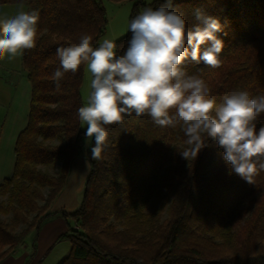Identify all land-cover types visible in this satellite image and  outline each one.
<instances>
[{"label": "trees", "instance_id": "trees-1", "mask_svg": "<svg viewBox=\"0 0 264 264\" xmlns=\"http://www.w3.org/2000/svg\"><path fill=\"white\" fill-rule=\"evenodd\" d=\"M18 1L29 12L38 10L39 20L36 46L23 52L32 86L28 123L16 141L13 173L0 184V261L59 215L74 219L76 227L60 236L71 250L58 264H264V171L253 184L231 173L212 138L187 160L181 155L187 138L179 125L162 128L148 115L135 114L106 126L107 146L92 160L95 141L83 150L86 132L78 117L86 64L66 73L59 88L52 77L60 67L58 47L73 46L85 34L99 47L109 22L103 0L0 4ZM165 2L137 0L130 22ZM173 7L189 28L198 23L196 9L224 25L217 34L224 43L221 66L186 63L187 73L203 79L217 102L239 91L264 94V0H173ZM130 36L128 29L115 41L117 55ZM262 126L264 114L256 121L257 133ZM77 156L90 162L81 204L72 213L52 211ZM174 187L166 220L163 207L146 213L154 196Z\"/></svg>", "mask_w": 264, "mask_h": 264}, {"label": "clouds", "instance_id": "clouds-1", "mask_svg": "<svg viewBox=\"0 0 264 264\" xmlns=\"http://www.w3.org/2000/svg\"><path fill=\"white\" fill-rule=\"evenodd\" d=\"M195 19L198 23L189 28L173 0L157 9L147 7L131 20L122 55L113 40L94 49L92 37L85 34L77 44L57 48L60 67L52 78L59 88L64 75L75 74L81 64L93 77L87 104L78 109L87 140L95 141L92 160H99L107 146L106 126L123 124L133 114L148 115L156 126L181 127L187 138L181 151L185 159H195L212 138L223 149L230 172L253 184L264 171V126L256 130L264 94L239 91L217 102L203 79L187 73L189 59L219 68L224 48L217 36L224 31L220 20L201 9L195 10ZM38 20V10L0 18V60L15 59L36 46Z\"/></svg>", "mask_w": 264, "mask_h": 264}, {"label": "crops", "instance_id": "crops-1", "mask_svg": "<svg viewBox=\"0 0 264 264\" xmlns=\"http://www.w3.org/2000/svg\"><path fill=\"white\" fill-rule=\"evenodd\" d=\"M19 11L29 12L28 5L20 1L0 4V18L15 16ZM17 91L21 92V97ZM31 95L32 86L23 65V54L15 59L0 60V121L3 132L12 119L14 126H19V131L12 136L14 142L27 126L29 115L27 117L26 113L28 105L30 107ZM91 142L90 139L84 143V151L90 149ZM89 174V160L84 156H77L72 162L66 187L54 202L52 211L65 210L68 213L76 211L81 204ZM70 226L76 227L74 219L66 220L59 215L52 216L39 232L31 231L29 241L24 240L12 253L4 257L0 264H58L71 250L70 242L60 240V236L66 233Z\"/></svg>", "mask_w": 264, "mask_h": 264}, {"label": "rangeland", "instance_id": "rangeland-1", "mask_svg": "<svg viewBox=\"0 0 264 264\" xmlns=\"http://www.w3.org/2000/svg\"><path fill=\"white\" fill-rule=\"evenodd\" d=\"M137 0H123L121 2H118L116 0H103L104 6L106 8L107 14H108V28L105 32V34L100 38L99 45L103 42L105 39H111L114 42L122 38L126 32L129 29L130 25V17L132 13V9L134 4ZM146 3H150L153 0H143ZM92 75L88 71L87 65L85 66V72H84V79L81 87V95L83 100V105L86 106L91 89V80ZM20 91L22 89L20 88ZM18 96L21 97V92L17 91ZM29 105H28V111L26 113V116L29 115ZM25 111H26V105H25ZM11 113V112H10ZM13 119L9 121L8 126L6 125V128L3 132V125L0 121V184L2 183L3 179L6 177H10L13 173V167L15 162V142L13 140L14 133L19 131V126H14L12 123ZM82 130L86 132L87 125L82 123L81 126ZM88 140L86 136L84 137L83 143H86ZM84 145V144H83ZM175 195V187L174 188H168L164 195L162 196H154L147 208L146 213L151 214L155 210L163 207V214H162V221L166 220L168 218L169 214V206L174 198ZM1 200V199H0ZM4 219L9 220V218L3 216ZM24 225H21L19 227V230L22 229ZM29 234L24 239L25 241H29ZM68 242V241H67Z\"/></svg>", "mask_w": 264, "mask_h": 264}]
</instances>
